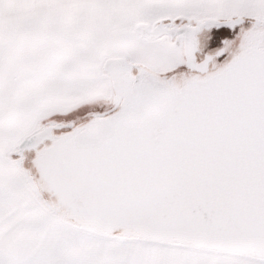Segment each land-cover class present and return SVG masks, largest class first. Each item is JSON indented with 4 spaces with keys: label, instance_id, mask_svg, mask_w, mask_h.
Masks as SVG:
<instances>
[{
    "label": "snow or ice",
    "instance_id": "6c2138e0",
    "mask_svg": "<svg viewBox=\"0 0 264 264\" xmlns=\"http://www.w3.org/2000/svg\"><path fill=\"white\" fill-rule=\"evenodd\" d=\"M149 3L98 90L114 111L35 148L51 181L86 144L95 207L59 220L0 160V264H264V0Z\"/></svg>",
    "mask_w": 264,
    "mask_h": 264
},
{
    "label": "rangeland",
    "instance_id": "374dc122",
    "mask_svg": "<svg viewBox=\"0 0 264 264\" xmlns=\"http://www.w3.org/2000/svg\"><path fill=\"white\" fill-rule=\"evenodd\" d=\"M149 8V0H59L55 12L46 14L26 17L0 10L5 175L10 165L3 153L35 119L99 96L108 80L100 70L101 57L125 54L132 35L148 22Z\"/></svg>",
    "mask_w": 264,
    "mask_h": 264
},
{
    "label": "water",
    "instance_id": "95a60500",
    "mask_svg": "<svg viewBox=\"0 0 264 264\" xmlns=\"http://www.w3.org/2000/svg\"><path fill=\"white\" fill-rule=\"evenodd\" d=\"M123 59L124 54L119 56L103 55L101 57L100 67L104 71L107 79L110 78L112 71L123 61ZM92 115L94 118L101 114L93 113ZM91 122L92 119L90 118L79 125H74L73 122L65 124L54 123L50 126L43 127L41 130H33L31 133L21 136V140L18 139L14 144V147L17 148L14 154L19 157L16 161V165H21L20 160L22 159L24 151L32 152L30 155V162L36 173V177L41 179L40 171L34 165V160L36 158V145L50 146L53 141L58 142L61 138L71 135L76 129L82 128ZM61 127H67L69 129L60 134H53L51 132L52 128L57 129ZM46 141L47 143H44ZM11 166L15 165L11 164ZM23 170L28 172L26 169ZM101 175L102 169L99 159L85 144L71 156L69 166L62 174L53 176L51 181L41 179L47 192L53 197L52 200L43 197L33 175H31V177L35 181L37 195L42 207L55 218L69 224H74L78 220L76 215L78 210L93 209L95 207L97 196L92 189L87 187V183L89 179H99ZM125 188L133 195H144L151 190V185L150 183H145L143 185H132L129 183L125 185Z\"/></svg>",
    "mask_w": 264,
    "mask_h": 264
},
{
    "label": "flooded vegetation",
    "instance_id": "af4514ba",
    "mask_svg": "<svg viewBox=\"0 0 264 264\" xmlns=\"http://www.w3.org/2000/svg\"><path fill=\"white\" fill-rule=\"evenodd\" d=\"M100 70L103 71L101 69V67H100ZM103 73H104V71H103ZM113 107H114V105L109 103L107 100H104L102 102L100 96H96V97H93L91 99H88V100L82 102L81 104H76V105H72V106H69L66 108H62V109L52 111V112L48 113L47 115H45L41 118L35 119L31 123V125L25 131H23L22 134H20L16 138H14L12 140V144H11L10 149L3 153L4 158L9 163L10 166H11V164L16 165V161L18 160L19 157H18V155L14 154V152L17 150V148L14 147V144L16 143V141L18 139L21 138V136L29 134L33 130H41L43 127L50 126L51 124H54V123L65 124L68 122H73L74 125H79V124L84 123L88 119L93 118V115H92L93 113H95V114H101V112L111 113L112 111H114ZM68 129L69 128H67V127H61V128H57V129L52 128L51 132L53 134H60V133L67 131ZM44 143H47V141ZM31 153L32 152H30V151L29 152L24 151L23 155H22V159L20 160V164H21L23 169H26L28 171V173L33 175L34 180L38 184L39 189L41 190V192L43 194V197L48 199V200H52L53 197L51 196L50 193L47 192V190H46L43 182L41 181V179H38L36 177V173L34 172L32 165H31V162H30Z\"/></svg>",
    "mask_w": 264,
    "mask_h": 264
},
{
    "label": "crops",
    "instance_id": "0c3cea01",
    "mask_svg": "<svg viewBox=\"0 0 264 264\" xmlns=\"http://www.w3.org/2000/svg\"><path fill=\"white\" fill-rule=\"evenodd\" d=\"M2 13H11L16 15H37L46 14L57 9L59 0H4ZM8 5V6H7ZM10 14V15H11ZM29 45V44H28Z\"/></svg>",
    "mask_w": 264,
    "mask_h": 264
}]
</instances>
